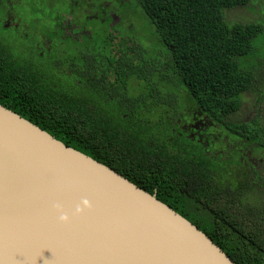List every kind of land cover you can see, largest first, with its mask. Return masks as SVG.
I'll return each instance as SVG.
<instances>
[{"label":"trees","instance_id":"16d2710c","mask_svg":"<svg viewBox=\"0 0 264 264\" xmlns=\"http://www.w3.org/2000/svg\"><path fill=\"white\" fill-rule=\"evenodd\" d=\"M42 1L51 10L58 5L66 11L54 17L58 27L52 37L44 35L39 19L33 20L41 36L37 43L59 39L68 14L73 15L70 25L77 23L84 31L80 17L93 9L94 0L78 5L79 0ZM250 2L128 0L118 24L109 12L84 18L99 20L93 27L104 34L98 42L85 35L90 41L78 46L82 66L63 64V72L77 75L76 95L45 81L40 66L0 41V105L156 195L237 264H264V201L248 195L252 175L228 148L238 137L264 149V120L263 125L231 121L242 108L243 95L257 92L258 78L242 70L239 60L251 54L252 41L263 28L230 23L227 16ZM133 10L132 18L141 16L145 29L152 30L146 34L148 46L127 25ZM2 25V30H19ZM91 45L108 53L106 58L96 59ZM260 96L264 101L263 92ZM194 112L206 115L209 123L192 136L183 126ZM222 128L229 136L222 135ZM218 139L223 147L216 149Z\"/></svg>","mask_w":264,"mask_h":264},{"label":"water","instance_id":"95a60500","mask_svg":"<svg viewBox=\"0 0 264 264\" xmlns=\"http://www.w3.org/2000/svg\"><path fill=\"white\" fill-rule=\"evenodd\" d=\"M0 264L237 263L156 195L0 105Z\"/></svg>","mask_w":264,"mask_h":264},{"label":"rangeland","instance_id":"374dc122","mask_svg":"<svg viewBox=\"0 0 264 264\" xmlns=\"http://www.w3.org/2000/svg\"><path fill=\"white\" fill-rule=\"evenodd\" d=\"M104 1L107 3V5L112 6L113 9L117 6L116 0H94L92 6L93 11H97L101 3ZM127 1L128 0H120L121 5L124 6L125 2ZM1 3L4 7V13H0V41L4 43L10 50L12 49V51L20 53L22 56H25L26 58L35 62L36 65L40 66L44 70L42 75L45 81L58 85L69 93H74L75 95L78 94L80 89L77 87V75L76 73L67 74L63 72V70L66 69L63 64L68 67V64L73 63L75 69L82 66L81 56L78 55L80 52L78 46L84 44L86 41H90L85 35H91L89 38L92 39V41L97 39L98 42L101 39L104 31L100 29L99 26H97V29L94 28L95 26L93 27L95 23H100V21H85L84 15H82V13L85 11H83V9L77 11L79 12L78 14H80V16L82 15L80 19L85 23L83 26L85 32H83L80 27L78 31H74L73 36L75 40L71 39L70 37L53 39L50 49L45 50L46 53L44 54V57L40 58L38 56L36 44H38L37 42L41 39V36L35 32L33 27H35L36 24L33 23V20L39 19L41 21L39 28L45 32L44 35L52 37V32L56 27H58V23L54 17H56L58 13H64L66 9L64 7H57V5L55 6L56 8L54 7V10H51L42 0H2ZM120 13L121 12L118 10L111 12V17L114 23H119V20H121ZM134 13H136L135 10L128 12L126 16L127 25H131V30L135 28V38L140 40L143 45L148 46L151 44V42L148 41L147 37L148 35L151 36L152 30L149 31L148 27L145 29L146 22L141 16H134V18H132ZM10 14L13 15V19L15 21L14 23L19 26L18 31L13 29H1V26L3 27V20H5ZM227 16L230 23L250 22L259 24L263 28L262 32L252 41L251 54L246 58H241L239 60L242 70L251 73L254 78H258V81H256L257 85L254 87V90L257 92L245 93L243 95V105L240 112L231 118V121L233 122H237L238 120L241 122H260V124L263 125L264 101L262 96H260V92H263L264 94V0H251L248 6L239 7L228 11ZM102 28H105V25H102ZM23 34L28 35L27 39L23 38ZM63 36L64 32L61 30L59 37ZM70 41L72 43H70ZM45 44H47V42H45ZM90 48L91 49L89 50L92 55L96 53V59H99L100 55H103L105 58L108 55L106 52L102 53V51L97 47L96 49L93 46ZM154 54V46H152L150 50V56H153ZM136 93H140V91H136ZM95 100L98 102L99 97H96ZM182 107L184 111L185 105L182 104ZM185 123H188V121H185ZM222 133V135L229 136V133L227 130H225V128H222ZM233 141L237 142L234 143L238 145L236 147L234 143L229 145V149L235 148L234 151L230 153L232 154L230 157L234 159L235 162H242L245 167V171L247 173L249 171L252 175L250 180L251 183L248 185V195H250V197L256 201L258 200V197L260 200L264 201V166H261V163H258L259 169L257 164L251 163L252 159L255 157L256 160L258 158H264V149H256V144L251 145L242 138L235 137ZM214 145L216 149L223 147V143L220 139H218ZM211 148L213 149L214 146ZM227 153V151L224 152V154ZM245 177L249 178L250 175L249 177H247V175Z\"/></svg>","mask_w":264,"mask_h":264},{"label":"flooded vegetation","instance_id":"af4514ba","mask_svg":"<svg viewBox=\"0 0 264 264\" xmlns=\"http://www.w3.org/2000/svg\"><path fill=\"white\" fill-rule=\"evenodd\" d=\"M0 1H2V0H0ZM79 1H81V0H79ZM116 2H117V6L114 9L112 6L107 5V3H105V1L101 3V5L99 6V9H97V11H93V9H90L91 8L90 7L89 10L86 11L84 18L85 19H92L95 17L98 19L99 14H100V16H101V14L107 15L108 12H109L108 15L111 17V12H114L115 10L122 12L123 5H121V2L119 0H116ZM75 3L78 5L80 2L76 1ZM109 7H111L110 9H112V10H110ZM120 7H122V8H120ZM72 19H73V15H71V14L66 15L65 21H64L66 26L65 25L62 26V27H64V36L59 37V39H62L64 37H70L71 39L75 40V38L73 36L74 31L78 30L80 28V26L77 23L70 25V23L73 21ZM111 19H112V17H111ZM14 22L15 21L13 19V15L10 14L9 16H7V18L5 20H3L2 23H5V27H10L13 25L15 28H19V26L16 25ZM119 22H120V20H119ZM116 23L118 24V22H115V24ZM88 29H90V28H88ZM65 31H67L68 35L67 34L65 35ZM83 32H85V30ZM70 43H72V42L70 41ZM51 45H52V41H50V40L47 41V44H45L44 41H41V43H38L37 44L38 54L44 55L46 53L45 50H49ZM208 120H209L208 117L206 115H204L203 113L194 112L192 114L191 122L188 125H184L183 128L185 130H188V132H191L192 136L199 135L200 130L204 129L207 126L206 124L209 123ZM208 141L211 143V142H213V139H211V140L208 139ZM237 145L238 144H235V147ZM234 149L235 148H233V151H234ZM255 158L252 159L251 163L257 164L258 168H259L258 163H261L260 165L264 166V160H263L264 158H258L257 160ZM263 176H264V174H263Z\"/></svg>","mask_w":264,"mask_h":264},{"label":"clouds","instance_id":"9594fccd","mask_svg":"<svg viewBox=\"0 0 264 264\" xmlns=\"http://www.w3.org/2000/svg\"><path fill=\"white\" fill-rule=\"evenodd\" d=\"M81 203H82V207L79 206V205L76 207V213H77V214L82 213L83 210H84L85 208H91V203H90L89 200L84 199V200H82ZM54 207H55L58 211H61V214L59 215V220H60L61 222H65V223L68 222V221H69V216H68L67 214H65V213L62 212V210H61V205L56 204Z\"/></svg>","mask_w":264,"mask_h":264}]
</instances>
